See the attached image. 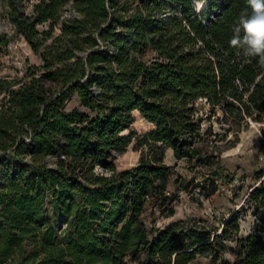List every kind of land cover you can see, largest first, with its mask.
<instances>
[{"label":"trees","instance_id":"1","mask_svg":"<svg viewBox=\"0 0 264 264\" xmlns=\"http://www.w3.org/2000/svg\"><path fill=\"white\" fill-rule=\"evenodd\" d=\"M28 1L1 0L42 63L0 76V264L222 261L225 239L235 241L226 264H264V169L247 194L246 235L238 212L220 233L181 221L151 233L143 219L150 199H169L166 148L215 161L199 99L229 123L264 116V66L229 45L247 0H206L199 12L194 0H37L27 10ZM12 38L0 32V44ZM73 93L83 108H67ZM134 109L153 127L126 131ZM132 142L137 163L118 169L114 152Z\"/></svg>","mask_w":264,"mask_h":264},{"label":"rangeland","instance_id":"2","mask_svg":"<svg viewBox=\"0 0 264 264\" xmlns=\"http://www.w3.org/2000/svg\"><path fill=\"white\" fill-rule=\"evenodd\" d=\"M35 1L26 2L27 10ZM70 12L67 5L64 16H69ZM59 30L60 26L56 25L55 31ZM0 32L13 33L7 44H0V76L20 79L29 67L42 63L40 51H34L20 34L14 32L13 25L4 16L1 0ZM197 105L202 117V143L215 155V161L202 165L186 158L176 159L172 150L166 148L164 160L170 166L169 199L162 202L150 199L143 219L151 233L173 221H181L185 225L201 224L211 230L217 228L216 232L220 233L223 222L238 212L240 228L237 235H246L253 226L247 194L253 185L263 179L257 175L264 169V116L246 117L239 123H229L221 119L220 110L212 114L204 99H199ZM66 106L83 108L75 93L66 101ZM133 115L134 121L126 131L131 129L141 134L153 127L139 111L133 112ZM140 154L141 149L130 143L125 150L114 152L116 167L121 169L136 164ZM96 171L108 172L100 166L96 167ZM170 209H173L172 214ZM224 241L226 249L220 252L222 261L220 258L213 259L210 253L196 254L190 264H226L224 260L232 261L235 241Z\"/></svg>","mask_w":264,"mask_h":264},{"label":"clouds","instance_id":"3","mask_svg":"<svg viewBox=\"0 0 264 264\" xmlns=\"http://www.w3.org/2000/svg\"><path fill=\"white\" fill-rule=\"evenodd\" d=\"M206 0H194L195 10L201 11ZM248 10L234 24L229 40L238 55L255 58L264 66V0H247Z\"/></svg>","mask_w":264,"mask_h":264},{"label":"bare ground","instance_id":"4","mask_svg":"<svg viewBox=\"0 0 264 264\" xmlns=\"http://www.w3.org/2000/svg\"><path fill=\"white\" fill-rule=\"evenodd\" d=\"M135 111H138V110L134 109L133 112H135ZM142 118H143V116H142ZM143 119L147 122V120L145 118H143Z\"/></svg>","mask_w":264,"mask_h":264},{"label":"water","instance_id":"5","mask_svg":"<svg viewBox=\"0 0 264 264\" xmlns=\"http://www.w3.org/2000/svg\"><path fill=\"white\" fill-rule=\"evenodd\" d=\"M94 91L97 92V88H94ZM50 165H52V164H50Z\"/></svg>","mask_w":264,"mask_h":264},{"label":"built area","instance_id":"6","mask_svg":"<svg viewBox=\"0 0 264 264\" xmlns=\"http://www.w3.org/2000/svg\"><path fill=\"white\" fill-rule=\"evenodd\" d=\"M132 264H136V263H132Z\"/></svg>","mask_w":264,"mask_h":264}]
</instances>
